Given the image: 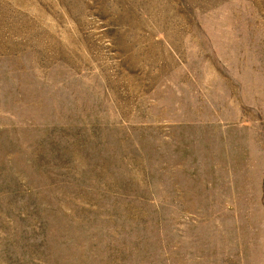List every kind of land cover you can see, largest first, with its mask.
Returning <instances> with one entry per match:
<instances>
[{"label":"rangeland","instance_id":"obj_1","mask_svg":"<svg viewBox=\"0 0 264 264\" xmlns=\"http://www.w3.org/2000/svg\"><path fill=\"white\" fill-rule=\"evenodd\" d=\"M0 264H264V0H0Z\"/></svg>","mask_w":264,"mask_h":264}]
</instances>
